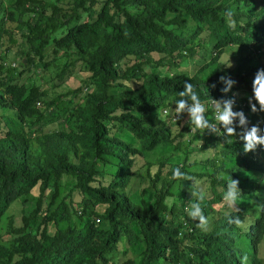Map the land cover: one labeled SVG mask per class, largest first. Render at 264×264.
Returning a JSON list of instances; mask_svg holds the SVG:
<instances>
[{
  "label": "trees",
  "instance_id": "obj_1",
  "mask_svg": "<svg viewBox=\"0 0 264 264\" xmlns=\"http://www.w3.org/2000/svg\"><path fill=\"white\" fill-rule=\"evenodd\" d=\"M260 69L264 0H0V264H264V147L240 139ZM185 83L211 123L234 99L233 143L175 117Z\"/></svg>",
  "mask_w": 264,
  "mask_h": 264
},
{
  "label": "clouds",
  "instance_id": "obj_2",
  "mask_svg": "<svg viewBox=\"0 0 264 264\" xmlns=\"http://www.w3.org/2000/svg\"><path fill=\"white\" fill-rule=\"evenodd\" d=\"M226 16L231 18L233 16V11L229 10L226 13ZM219 82L224 85L222 88L224 94H227L235 83L234 80L226 76H221ZM211 87L214 88L215 84L211 85ZM236 95L237 93H233V96ZM179 96L182 97V99H179L175 103V117L179 118L182 113L186 112L189 118L188 123L192 126L190 130L193 132L199 130L204 133L205 130H207L211 134L225 137V143H233L231 138L236 134L235 128L233 127L234 120L238 119L241 127H244L248 123L242 111L234 112L232 110L235 103L234 99L211 101L215 112L214 119L216 121V123H211L204 116L206 108L197 96L192 83H185L183 85V91L179 92ZM252 99H254L256 104L259 105V111L264 112V69L258 70L255 74L252 82ZM249 104L251 111L256 113V105L252 104L251 100L249 101ZM220 126L223 127V132L220 131ZM240 139L243 141V151L245 153L252 152L257 146L264 147V129H261L258 125H253L250 129L243 132ZM172 178L191 180L194 183V178L182 173L179 168L173 170ZM238 184V180H233L229 177L227 189L223 196L225 205L233 209H235L234 206L237 205V200L241 196ZM192 195L197 194L192 193ZM199 199L202 200L203 197L200 196ZM187 213L190 219L198 221V227L201 229L206 228L208 220L203 215L199 203H191L187 209ZM229 222L235 223L237 226L242 223L238 217Z\"/></svg>",
  "mask_w": 264,
  "mask_h": 264
},
{
  "label": "rangeland",
  "instance_id": "obj_3",
  "mask_svg": "<svg viewBox=\"0 0 264 264\" xmlns=\"http://www.w3.org/2000/svg\"><path fill=\"white\" fill-rule=\"evenodd\" d=\"M11 48H14L15 50H18V47L16 48L15 46H11ZM229 52V51H228ZM11 56V55H10ZM14 57V58H13ZM15 57L16 56H12V58H8V59H11V60H8V61H12L13 63H14V66H16L17 67V63H18V61H17V59H15ZM199 59V58H198ZM197 59V60H198ZM5 61H7V60H5ZM196 60H194V62H195ZM177 69H179V70H181L180 68H177ZM183 70H187L188 72H190L191 70H192V67L189 65L188 67H186V68H183ZM187 71H184V72H187ZM48 79V77L46 76V75H44L42 78H41V81L42 82H44V81H46ZM74 80V79H73ZM73 80H72V78H70V79H68L67 80V84L68 85H71V83L73 82ZM64 86H66V84L64 85ZM54 94V92H49V94L48 95H53ZM187 117V116H186ZM70 184H72V182L69 180L68 181V183H67V185L69 186ZM31 196V195H30ZM18 206H19V204L17 205L16 204V206L15 207H13V212H14V214L17 212V210H18ZM221 207H223V208H226V207H228V206H226L225 205V203L224 202H222L220 205L219 204H217V205H214V208H216V209H220ZM229 209H231V207H228ZM15 219L16 220H18V216L16 215L15 216ZM242 226L245 228L246 227V224H242ZM241 240H242V245L243 244H245L246 243V238H245V235L243 234L242 235V238H241ZM122 250V248L121 247H119L118 246V249H117V251L119 252V251H121ZM257 251H258V257L262 260V262L264 263V236L262 237V240L260 241V243L258 244V246H257ZM115 255H116V251L113 253V259L115 258Z\"/></svg>",
  "mask_w": 264,
  "mask_h": 264
}]
</instances>
